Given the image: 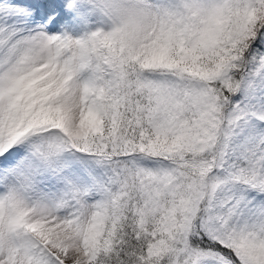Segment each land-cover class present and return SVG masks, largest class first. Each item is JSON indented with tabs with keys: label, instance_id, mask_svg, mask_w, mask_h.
<instances>
[{
	"label": "snow or ice",
	"instance_id": "snow-or-ice-1",
	"mask_svg": "<svg viewBox=\"0 0 264 264\" xmlns=\"http://www.w3.org/2000/svg\"><path fill=\"white\" fill-rule=\"evenodd\" d=\"M0 264H264V0H0Z\"/></svg>",
	"mask_w": 264,
	"mask_h": 264
}]
</instances>
